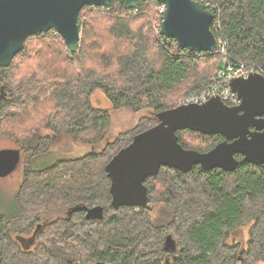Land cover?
<instances>
[{
  "label": "trees",
  "instance_id": "1",
  "mask_svg": "<svg viewBox=\"0 0 264 264\" xmlns=\"http://www.w3.org/2000/svg\"><path fill=\"white\" fill-rule=\"evenodd\" d=\"M211 1L218 6L211 31L227 43L230 61L264 72V0ZM158 5L140 0L127 10L112 0L84 7L76 53L51 31L28 37L0 68V138L17 144L23 165L15 213L0 217V264H264V164L237 156L231 173L163 168L145 182V207L111 206L105 166L155 126L158 113L205 93L221 69L219 55L190 53L156 35ZM98 89L114 111L148 115L111 141V111L90 101ZM177 137L201 153L223 140L189 131ZM64 138L91 152L37 167ZM50 211L67 215L42 221ZM246 225L247 248L238 253L227 241Z\"/></svg>",
  "mask_w": 264,
  "mask_h": 264
},
{
  "label": "water",
  "instance_id": "2",
  "mask_svg": "<svg viewBox=\"0 0 264 264\" xmlns=\"http://www.w3.org/2000/svg\"><path fill=\"white\" fill-rule=\"evenodd\" d=\"M140 0H118L127 10ZM147 1V0H142ZM165 5L161 34L190 53H210L216 49L211 31L213 15L194 0H149ZM112 0H0V68H7L24 49L28 37L56 32L70 54L78 51V16L84 7H108ZM229 87L241 100L238 107L224 105L220 98L204 104H184L156 115L157 124L137 134L105 166L110 180L111 206L145 207V182L163 168L182 174L199 166L204 171L233 172L241 156L252 166L264 164V77L233 79ZM189 131L204 136H221L222 141L206 153L184 149L177 133ZM19 149L0 150V178L19 167ZM166 248L174 249L170 236Z\"/></svg>",
  "mask_w": 264,
  "mask_h": 264
},
{
  "label": "rangeland",
  "instance_id": "3",
  "mask_svg": "<svg viewBox=\"0 0 264 264\" xmlns=\"http://www.w3.org/2000/svg\"><path fill=\"white\" fill-rule=\"evenodd\" d=\"M90 101L91 104L98 109L111 111V127H110V136H109L111 141L119 134L125 133L128 130L133 129L141 118L146 117L148 115L146 112H140L138 114H134L128 111L127 109H120L118 111H114L112 109L111 102L99 89L93 92V94L90 97ZM42 133L44 135H51V133L47 131H43ZM103 146L104 145H101L100 148ZM18 148L19 147L17 146V144L14 143L11 139L6 137L0 138V150L18 149ZM89 152H91L90 147L81 144H73L70 140L64 138L63 142L60 143V148L58 150H54L52 154L47 155L44 158L40 159L37 162V167L43 168L46 166H50L57 159H63V160L75 159ZM22 175H23V165L22 163H20L18 169H16V171H14L10 176L3 179L0 178V217H6L15 213L16 207L14 205V199L18 187L21 183ZM158 208H159L158 206L152 207L154 214L156 213ZM66 215L67 214L65 212L50 211L45 213L41 217V220L52 222ZM41 225L42 223L40 222V226ZM250 228H251L250 225H246L235 229L231 233L227 241L229 245H235L238 247V253L243 252V250H246L247 248Z\"/></svg>",
  "mask_w": 264,
  "mask_h": 264
},
{
  "label": "built area",
  "instance_id": "4",
  "mask_svg": "<svg viewBox=\"0 0 264 264\" xmlns=\"http://www.w3.org/2000/svg\"><path fill=\"white\" fill-rule=\"evenodd\" d=\"M198 4L202 5L205 10L213 13L216 12L218 6L211 0H194ZM165 5L159 4L157 8V12L159 15V19L162 21V17L165 12ZM213 22L216 26L217 22L213 15ZM161 23V22H160ZM156 35L160 37V24L158 25V29L156 30ZM217 46L213 52L208 54L210 55H219L221 57V69L217 72V74L211 79L210 87L207 89L205 93L200 96L191 97L187 100L180 102L178 105L184 104H204L209 101L211 98L218 97L221 102L228 107H238L241 104V100L238 96L233 93L229 87L230 82L233 79L237 78H248L251 75H261L264 77V72L258 66L253 64H245L242 62L232 63L229 59L227 52V43L221 38H216ZM198 54V53H196Z\"/></svg>",
  "mask_w": 264,
  "mask_h": 264
}]
</instances>
